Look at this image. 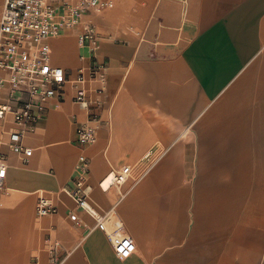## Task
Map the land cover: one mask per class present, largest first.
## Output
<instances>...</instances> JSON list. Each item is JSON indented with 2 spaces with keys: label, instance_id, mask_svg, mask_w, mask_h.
Returning a JSON list of instances; mask_svg holds the SVG:
<instances>
[{
  "label": "crops",
  "instance_id": "crops-1",
  "mask_svg": "<svg viewBox=\"0 0 264 264\" xmlns=\"http://www.w3.org/2000/svg\"><path fill=\"white\" fill-rule=\"evenodd\" d=\"M3 8L4 0H0V11ZM156 16L149 35L161 45L155 48L161 58L139 61L134 73L125 78L124 91L113 111L111 141L108 111L120 85L117 56L121 49L110 42L103 44L102 53L115 61L116 75L108 73L103 94H91L89 109L75 103L74 90L67 85L63 102L57 106L56 100L49 101L37 131L23 138V145L32 151L30 158L13 154L8 137L6 145L12 155L6 159L5 187L18 192L14 196L18 200L25 198L23 193L29 194L25 198L29 200L35 194L36 204L45 198L57 208L56 215L39 217L35 205V217L47 226L42 233L44 241L51 246L56 239L62 250L56 256L51 246L34 264H264V0H159ZM85 17L82 25L49 40L54 66L92 64L89 52L74 46V35L65 34L72 30L80 33ZM130 22L128 16H121L114 20L112 29L119 31ZM0 77H7V73L0 70ZM137 77L145 92L129 91ZM144 105L154 108L166 124L145 130L148 134L139 146H149L155 131L179 132L181 118L194 132V139L187 140L183 183L167 189L161 184L166 164L173 165L172 178L178 172L172 156L131 194L130 198H138L146 188L160 189L153 195L150 239L145 244L138 242V249L124 224L134 252L119 258L108 237L68 195L73 189L74 162L65 152L77 147L79 156H91L96 182L109 167L103 156L106 146L114 164L129 159L117 157V150L131 147L138 125L145 121L141 116ZM0 123L10 133L19 129L10 117ZM86 124L94 126L98 140L82 149L76 140L77 129ZM121 169L109 171L103 180ZM122 187L114 188L123 199ZM16 199L0 210V264L15 261L19 229L28 226L24 224L28 215L31 220L33 216L30 204ZM90 202L99 212L114 211L120 218L114 208L96 201L92 191ZM121 211L134 231L133 208L123 205ZM80 237L83 239L78 244Z\"/></svg>",
  "mask_w": 264,
  "mask_h": 264
},
{
  "label": "built area",
  "instance_id": "built-area-1",
  "mask_svg": "<svg viewBox=\"0 0 264 264\" xmlns=\"http://www.w3.org/2000/svg\"><path fill=\"white\" fill-rule=\"evenodd\" d=\"M110 5L104 0H4L0 19V70L7 77H0V121L10 117L19 127L9 135L13 154L25 159L32 156L31 149L23 145V138L36 130L49 101L56 100L57 106L63 102L67 85L74 90L75 103L85 109L90 108L91 94L105 92L109 66L98 60L100 39L92 25L83 24L78 43L89 52L93 62L76 72L52 64L49 40L82 25L85 16L101 13ZM96 139L94 126L86 124L77 129L82 149L93 145ZM89 165V157L82 153L76 167L79 175L74 177L73 189L67 193L95 221L96 229L108 237L116 256L127 258L134 252V244L123 221L114 211L101 213L90 202ZM8 168L7 160L1 157L0 190L5 187ZM132 174V167L113 172L108 176L110 188H121ZM104 182L100 183L103 192ZM36 213L39 217L56 215L57 208L49 200L39 198ZM61 250V244L55 242L52 251L56 256Z\"/></svg>",
  "mask_w": 264,
  "mask_h": 264
},
{
  "label": "rangeland",
  "instance_id": "rangeland-1",
  "mask_svg": "<svg viewBox=\"0 0 264 264\" xmlns=\"http://www.w3.org/2000/svg\"><path fill=\"white\" fill-rule=\"evenodd\" d=\"M120 1V2H119ZM129 2H123L121 0H107L106 2L111 3L110 6H107L101 13H90L88 16L85 17L84 24L85 25H92L99 36L100 39V48L98 50L97 56L100 62L105 61L108 63L109 70L112 75L115 72L114 63L115 61L110 56L106 57L102 53V46L106 42H110L111 44L115 45L119 49H121L119 55L117 56V63L119 67L120 77V85L117 88L116 96L113 102L110 104V111H108V119L111 124V131H108V140L111 141L113 130H115V121L113 118V111L119 102V94L124 91L125 87V78L130 77L131 74L134 73L136 66L139 64L141 60H148V61H155L161 58V53H157L155 48H160L161 45H156L157 41L149 35V31L156 24L157 16H156V7L159 0H128ZM114 10H118V12H114ZM2 11H0L1 17ZM114 14V15H113ZM121 16H128L131 20L129 26L120 29H112V25L114 20L119 19ZM117 33L114 35L113 33ZM72 33L74 35V46L78 49V34L77 30L69 31L65 34ZM62 39V37L58 38ZM78 57V56H77ZM78 60H81L79 57ZM56 65L61 66L59 63L55 62ZM84 65H65V69L70 71H76L79 67H83ZM149 71V69H148ZM138 79L132 84L129 91L139 93L145 92L146 87H143V84ZM109 82V79H107ZM147 86V85H146ZM136 101L131 100V103ZM140 109V107L137 106ZM143 114L141 116L144 117V123L142 125H138V130L135 132L133 136V142L131 147L129 148H118L116 156L121 158L128 156L129 159L121 161L119 164H114L107 146L103 149V156L105 162L108 164V170L101 176L96 182H93V167L91 164L92 157L90 156V173H89V182L87 184L89 190L92 191L93 198L100 202L105 208H114L115 211L118 213L120 218L123 220L124 224L126 225L130 235L134 239L137 248L138 242L141 244H145L150 239V229L151 224L154 219V203H153V195H156L159 192V188L156 189L153 186L150 188L142 190L139 194L140 197L133 198L131 194L136 191L137 188H140L142 182L147 179L152 173L161 166L167 159L173 156L174 161L177 162L174 164L178 172H176L175 177L169 174L172 171L173 165L166 164L164 166V178L162 186L163 188H170L176 185L183 183L186 180L187 175V140L190 139L191 141L194 139V132L189 131L187 126V121L181 118L180 121V131L179 132H170V131H155L153 134V139L149 146H139L140 141L146 138V132L149 127H157L160 124H166V121H161V116L157 115L155 109L152 107L143 106ZM110 114V115H109ZM138 115L140 116V111H138ZM106 128V125L103 124ZM8 126V125H7ZM34 132H28L25 136L34 134ZM11 130L5 129L4 125L0 123V158L4 157L7 159V155H12L7 148V140L9 137ZM77 140V137H76ZM98 140V134L97 139ZM178 145H181L179 151L176 149ZM153 151V154L146 159L145 156L147 153ZM65 155L72 158L74 165V173L73 177L79 175L77 172V162L79 152L77 147L67 149ZM22 162V159H21ZM110 162V163H109ZM111 164V165H110ZM131 165L134 168L132 177L124 184L122 187V194L124 198H121V195L118 194V190L114 187H111L110 191L103 192L100 188V183L103 181L104 177L107 175L109 171H114L117 169H121L122 167ZM169 176V178H168ZM171 176V177H170ZM91 185V187H90ZM62 189H59L57 193H61ZM139 190V189H138ZM19 193L13 190H9L5 187L2 191H0V210L2 207L6 206L7 204H11L16 199L14 196L18 195ZM107 194H111V198L106 199L105 196ZM26 197H29L27 193H23ZM31 196V195H30ZM32 199H25L22 198L20 200L16 199L22 203L30 204L33 210L32 220L31 217L28 215L25 218V223L21 221V224L28 225L27 227H23L19 229V234L15 240L16 246V254L17 258L13 262V260H9L8 264H34L37 263V259H42V255L46 252H49L51 248H53V244L51 246L47 245V242L44 241V235H42L43 231L46 229V225L42 223L40 219L35 217V205H36V195L34 194L31 196ZM49 197L54 200L53 194H49ZM29 200V201H28ZM9 204V205H10ZM129 204L133 208V214L135 219V230H131L128 224L125 221L123 212L121 211V206ZM3 212L0 211V215ZM21 214V213H18ZM6 216V215H5ZM91 222L89 219H87ZM32 225V226H31ZM62 243L64 241L61 238L56 237ZM83 237H80L78 240V244L82 242ZM64 244V243H63ZM51 247V248H50ZM66 247V246H65ZM68 251H71V246L66 247ZM42 262V261H41Z\"/></svg>",
  "mask_w": 264,
  "mask_h": 264
},
{
  "label": "bare ground",
  "instance_id": "bare-ground-1",
  "mask_svg": "<svg viewBox=\"0 0 264 264\" xmlns=\"http://www.w3.org/2000/svg\"><path fill=\"white\" fill-rule=\"evenodd\" d=\"M111 175H112V173L108 176H111ZM108 176H107V178H108ZM107 178L105 179V182L103 183V186H102L105 191L111 189L110 188V178H108V179Z\"/></svg>",
  "mask_w": 264,
  "mask_h": 264
}]
</instances>
